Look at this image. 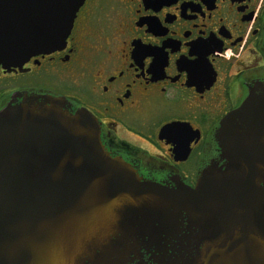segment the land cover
I'll return each instance as SVG.
<instances>
[{
  "label": "water",
  "instance_id": "95a60500",
  "mask_svg": "<svg viewBox=\"0 0 264 264\" xmlns=\"http://www.w3.org/2000/svg\"><path fill=\"white\" fill-rule=\"evenodd\" d=\"M86 0H0V66L65 47ZM169 127L165 128L166 131ZM195 188L146 181L66 100L0 112V264H264V97L221 123Z\"/></svg>",
  "mask_w": 264,
  "mask_h": 264
},
{
  "label": "flooded vegetation",
  "instance_id": "af4514ba",
  "mask_svg": "<svg viewBox=\"0 0 264 264\" xmlns=\"http://www.w3.org/2000/svg\"><path fill=\"white\" fill-rule=\"evenodd\" d=\"M32 95L91 113L142 179L195 188L225 164L222 121L264 97V0H86L65 47L0 66V112Z\"/></svg>",
  "mask_w": 264,
  "mask_h": 264
}]
</instances>
